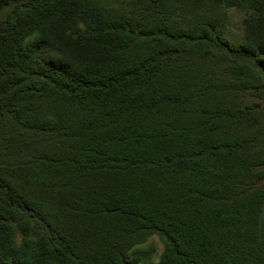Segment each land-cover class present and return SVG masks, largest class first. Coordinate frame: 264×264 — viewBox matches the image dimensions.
<instances>
[{
    "label": "trees",
    "instance_id": "obj_1",
    "mask_svg": "<svg viewBox=\"0 0 264 264\" xmlns=\"http://www.w3.org/2000/svg\"><path fill=\"white\" fill-rule=\"evenodd\" d=\"M5 6L0 264H264V0Z\"/></svg>",
    "mask_w": 264,
    "mask_h": 264
},
{
    "label": "rangeland",
    "instance_id": "obj_2",
    "mask_svg": "<svg viewBox=\"0 0 264 264\" xmlns=\"http://www.w3.org/2000/svg\"><path fill=\"white\" fill-rule=\"evenodd\" d=\"M10 6H5L1 12H0V19H3L5 15L9 12ZM240 20V16L237 13H234L233 15V23L235 26H237L238 22ZM144 248H147L151 251L152 260L156 262L162 252V242L157 236L150 237L145 244H143Z\"/></svg>",
    "mask_w": 264,
    "mask_h": 264
}]
</instances>
